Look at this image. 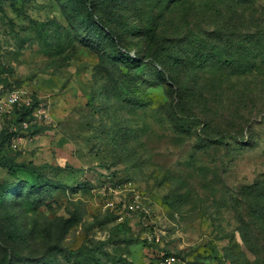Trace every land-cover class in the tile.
I'll return each mask as SVG.
<instances>
[{
	"label": "rangeland",
	"instance_id": "1",
	"mask_svg": "<svg viewBox=\"0 0 264 264\" xmlns=\"http://www.w3.org/2000/svg\"><path fill=\"white\" fill-rule=\"evenodd\" d=\"M0 159V264H264V0H0Z\"/></svg>",
	"mask_w": 264,
	"mask_h": 264
},
{
	"label": "trees",
	"instance_id": "2",
	"mask_svg": "<svg viewBox=\"0 0 264 264\" xmlns=\"http://www.w3.org/2000/svg\"><path fill=\"white\" fill-rule=\"evenodd\" d=\"M21 167L22 166L20 164H15L14 162H10L7 160L0 159V168L7 169L9 173H12L13 171H15L16 168H21ZM247 189L250 192H255V193H257V195H259V193L262 192L261 190H264V184L261 182L256 183L252 187H248Z\"/></svg>",
	"mask_w": 264,
	"mask_h": 264
},
{
	"label": "built area",
	"instance_id": "3",
	"mask_svg": "<svg viewBox=\"0 0 264 264\" xmlns=\"http://www.w3.org/2000/svg\"><path fill=\"white\" fill-rule=\"evenodd\" d=\"M8 101H9L10 104H13L15 102V98H9Z\"/></svg>",
	"mask_w": 264,
	"mask_h": 264
}]
</instances>
